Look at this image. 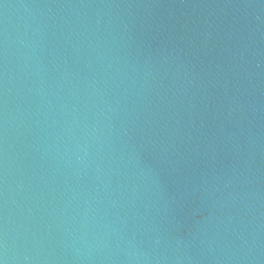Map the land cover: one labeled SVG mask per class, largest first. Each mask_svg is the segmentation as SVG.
<instances>
[{"label":"water","instance_id":"obj_1","mask_svg":"<svg viewBox=\"0 0 264 264\" xmlns=\"http://www.w3.org/2000/svg\"><path fill=\"white\" fill-rule=\"evenodd\" d=\"M0 264H264V0H0Z\"/></svg>","mask_w":264,"mask_h":264}]
</instances>
